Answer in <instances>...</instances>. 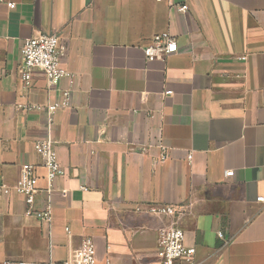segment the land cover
<instances>
[{
  "label": "crops",
  "instance_id": "0c3cea01",
  "mask_svg": "<svg viewBox=\"0 0 264 264\" xmlns=\"http://www.w3.org/2000/svg\"><path fill=\"white\" fill-rule=\"evenodd\" d=\"M10 1H0V264H79L86 237L98 262L159 264V232L173 224L199 264H264V0ZM162 32L179 50L148 61L143 47ZM39 34L66 47L70 76L52 90L41 70L30 86L21 78V48ZM66 98L49 126L48 104ZM47 136L64 168L50 227L3 190L35 164L45 209L34 144ZM173 204L185 213L147 211Z\"/></svg>",
  "mask_w": 264,
  "mask_h": 264
},
{
  "label": "built area",
  "instance_id": "2783aa9c",
  "mask_svg": "<svg viewBox=\"0 0 264 264\" xmlns=\"http://www.w3.org/2000/svg\"><path fill=\"white\" fill-rule=\"evenodd\" d=\"M7 3L11 8L15 7V2L10 0H0ZM181 11L188 9L186 5L178 8ZM179 50L176 38L169 32H162L153 36L149 44L143 47L144 56L148 61L164 59L165 57ZM66 53V47L61 44L60 39L55 34H39L24 41L21 48V78L26 86L32 84V74L34 70L44 72L48 90L55 88L64 76L70 74L62 67V58ZM172 90H166V95H171ZM68 98L62 102L50 103L47 106L48 124L54 122L55 112L63 107L69 106ZM35 151L43 159L42 166L45 168V179L48 183V204L45 209L38 210L35 207L36 196L39 192L40 175L37 166L32 163H25L21 167V174L17 182L12 186H4L5 193L15 191L22 194L26 202V214L34 215L44 224L51 226L53 211L51 206V191L54 180L64 174L55 143L50 136L38 139L34 144ZM166 150L162 152V158L166 157ZM192 155H189V160ZM232 174V170L226 171V175ZM264 201L263 196L257 198ZM151 214L162 216H182L186 211V205H151L148 210ZM69 231V228H67ZM219 236L223 233L218 232ZM196 247L188 246L185 243V233L182 228L173 224L162 228L159 232L158 258L159 264H199L195 258ZM12 264V263H6ZM25 264V263H19ZM57 264V263H52ZM64 264H70L69 261ZM79 264H114L111 258L107 257L103 262L97 261V248L93 238H84L81 246V257Z\"/></svg>",
  "mask_w": 264,
  "mask_h": 264
}]
</instances>
